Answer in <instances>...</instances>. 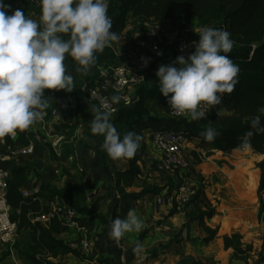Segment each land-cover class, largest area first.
I'll use <instances>...</instances> for the list:
<instances>
[{"label":"trees","instance_id":"trees-1","mask_svg":"<svg viewBox=\"0 0 264 264\" xmlns=\"http://www.w3.org/2000/svg\"><path fill=\"white\" fill-rule=\"evenodd\" d=\"M108 15L113 20V30L120 37L131 19L154 20L180 22L183 26H194L193 17L198 24L203 27L214 26L222 22L224 30L231 34L234 40L235 50L228 55L234 63L239 66V82L232 93H226L219 105L213 107L209 118L199 124L186 119L173 120L175 124L182 126L176 132L177 135L187 140H199L201 146L211 148L216 152H230L233 150L251 149L259 159L255 162L260 171L258 194V217L264 226V132H255L246 145L241 146L244 134L250 130L253 117L260 115L264 122V114L258 109L264 106V0H109ZM171 48L172 62L181 56L175 44ZM65 60L70 64V68L75 72H80L78 63L70 56L66 55ZM85 83L91 85L90 79ZM51 91V89H49ZM53 97L76 98V110L83 122L91 127V122L95 112L91 109L89 99L84 89L75 88L71 92L61 90L51 92ZM46 99V97H45ZM155 99H166L160 93L159 85L141 83L136 87V100L131 105H123L111 116L112 123L116 126L121 136L128 131H134L141 135V147L131 159H125L128 165L122 169L113 170V165L118 161H113L103 150L101 152L103 170L105 171L112 189L118 190L120 179L124 177L138 176L143 173L146 162L144 160L147 144L145 130L149 122L159 123L161 120L151 115L148 102ZM48 108V107H47ZM170 110L171 107H170ZM66 124V123H65ZM64 124V125H65ZM70 127V123L65 125ZM215 128L219 135L213 141H207L202 133L207 128ZM34 138L31 127L25 131H18L14 138L5 137V144L13 150L30 144ZM1 140V139H0ZM51 149V148H50ZM52 152V149H51ZM11 166L10 177L7 179V199L12 207L11 217L18 222L19 233L21 230H30V243L22 248L18 243L14 244L20 255L30 260L33 264H59L57 259L63 254H73L80 258L88 256L81 250L66 243L59 235L63 228L54 219L50 223L34 221L36 215L47 210L37 195L25 196L22 188L28 181L27 168L9 162ZM114 179H116L114 181ZM49 194L64 197L69 203L75 205L79 211L89 216V221L100 218L106 222V218L85 205H80L71 199V196L57 188L45 186ZM164 190L163 186L155 185L153 188L143 187L138 192L126 193V198H139L146 194H160ZM205 182L197 188H192V194L186 203L193 206L194 213H189L190 220L203 226L206 236L203 242L207 244L218 235L219 228H212L206 224V219H211L216 214V205H213L207 194ZM176 204V201H173ZM117 207V203H115ZM175 209L171 211V215ZM115 216V212L112 217ZM145 237V232L141 233L138 241ZM225 249L232 248L231 259L248 256L253 250V244L243 247L242 235L232 233L223 235ZM137 244V243H136ZM171 242L160 244L157 248L148 252L147 260H152L165 253ZM10 254L7 251L3 254L5 258ZM247 261V260H246ZM258 261L264 262V238L262 249L258 255ZM257 261V262H258ZM101 263L106 261L100 260ZM185 264H207L200 259H194Z\"/></svg>","mask_w":264,"mask_h":264},{"label":"clouds","instance_id":"clouds-1","mask_svg":"<svg viewBox=\"0 0 264 264\" xmlns=\"http://www.w3.org/2000/svg\"><path fill=\"white\" fill-rule=\"evenodd\" d=\"M109 0H40L39 21L21 9L9 14L10 5L0 0V139L14 138L45 115L48 102L45 89L73 90V77L66 72L64 60L70 55L87 73L96 63L97 53L122 38L113 30L108 15ZM194 51L178 56L156 72L160 93L177 115L191 120L203 119L232 93L239 82V66L230 53L234 47L231 34L224 29L205 27L198 33ZM112 97V101H118ZM97 108L91 132L104 137L102 149L113 161L131 159L141 147V135L128 131L121 136L111 121V113ZM264 114V106L258 109ZM255 132H264V122L257 115L244 134L243 147ZM207 141L219 135L209 127L202 133ZM143 220L135 209L126 217L112 220L110 237L115 241L129 232H139ZM143 245L137 242L135 251Z\"/></svg>","mask_w":264,"mask_h":264},{"label":"crops","instance_id":"crops-1","mask_svg":"<svg viewBox=\"0 0 264 264\" xmlns=\"http://www.w3.org/2000/svg\"><path fill=\"white\" fill-rule=\"evenodd\" d=\"M4 2L5 4L10 5V9L8 10L9 14H11V12L16 9H21L27 16L39 21L41 13L40 0H4ZM121 42H113V44L120 47ZM123 48L126 49L120 50H125V52L128 51L129 44L123 46ZM65 63H68V61L64 60V64ZM65 66L67 70L68 66L66 64ZM95 91L98 92L99 89H96ZM98 96L101 97L102 95L98 94L97 97ZM53 98L54 100H60H57L58 102H60L59 105L56 106L55 103H50L49 98L46 97L48 107H58V115L56 117H48L46 119L39 120L33 126H31V130L34 133L33 140L30 142V144H28L32 145L31 151L28 154H21L19 153L20 150L28 145L19 147L16 150V154H10L8 156V164L10 161H12L15 164L27 168L28 181L26 186L23 187L22 190L27 189L33 195H37L41 203L47 208L51 207L52 204L55 202H69L64 197L53 196L49 194L47 189H44V187L50 186L51 188H57L63 191L64 193L70 195L72 200L77 201L81 206L85 205L86 207L91 208L93 210V213H98L99 215L105 217L107 220L106 222H104L102 219L97 217L89 221V216L85 215L80 211V221L86 225V228L90 227L93 231V234L96 236L95 244L97 247L95 249V254L97 257H95L94 254L90 255L86 253L88 257L82 259L73 254H63L57 259H53L54 261H58L59 264H128L126 262L121 261L118 263L115 261L113 262L110 259V256L105 253V251H108L107 246L109 245L107 242L109 240H111V244L114 243L118 249L120 247L119 243L121 242L123 244L121 239L119 240V242H114V239L111 238L109 235L112 220L115 217H119V214L121 216V213L124 212L123 209H121L119 199L114 195L112 207L107 213H100L94 210V207L92 208L91 205H86L87 199L93 195L90 194V188H92V190L94 189V195L91 197L92 199H99L100 197H98V194L104 195L105 198H109V196L107 195L108 189H106L108 176L103 170L101 157V152L103 151L101 145L104 141V139H102L103 136L93 134L91 132V127H89L85 122L81 120L79 113L76 110V98L74 96L52 97L51 100ZM100 103L107 104L105 100H101ZM90 105L91 109L95 112V108L91 104V102ZM100 109L102 110L103 106L100 107ZM63 120H68L66 122L70 123L71 125L68 128V132L66 134H62V132L58 129V125H60ZM84 124L87 128L89 141H86L85 139L84 141H82L81 144L69 141L68 139H71L75 135V132L79 129V127ZM51 126L56 127L54 131L50 128ZM63 135H65L66 140L59 142V148L57 149L52 139L55 137L64 138ZM187 141H197L198 147H205L210 149L209 147L201 146L199 144V140L197 139L191 141L185 139L183 143L186 144ZM9 148L11 147L6 146L5 140L1 139L0 151L6 152ZM50 148L52 149V152ZM192 154H194V157L196 158V165L199 168L206 167V170L212 171L213 167L216 166H213V164H217V162L213 158L210 159L208 163H206L205 161L202 162L199 153L192 151ZM74 155H76V157H80V159H77L76 157L75 158L78 162L80 161L79 164H83L82 169L85 168L88 173L87 175L89 178L85 179L83 182L82 178L71 176L72 171L70 170V163L74 161ZM125 162L127 161H118L117 167L115 169L125 168ZM253 164L249 160L242 158L238 160L236 165H234V169L229 173V175H227L226 173H224L223 170H221V172H223L225 176H228V179L224 180V182H222L220 185H218V179H210L212 180L213 184L218 185L214 191L215 193L212 196L213 198L219 201V208L216 205L215 216L211 219H206V224L212 228H219L218 235L216 236V238L205 244L202 241L203 238L207 235L204 227L200 226L197 222L189 219V222L192 223V226H194V229L196 231L195 235L192 233L188 234V237L193 239L189 242H185V245L183 244L182 239V242H178L174 245H172L174 241H171V239H168L167 241L159 240L158 245L152 244V247L157 248L160 244H167L170 242L171 244L165 253L161 254L155 259L150 260L149 264H185L189 263L194 259H200L207 264H215L214 260H218V262L220 260L222 261V263L219 262L218 264H247L249 262V257L252 253H257L259 255L262 249V243L264 238V226L263 222L258 217L259 202L257 187L259 184L260 171L256 167V165ZM115 180L116 179H114V181ZM204 180L205 179H201L200 184L202 181L204 182ZM105 181L106 183H104ZM125 181L126 179H120L118 190H112H115L118 195L123 197V199L127 202L137 201L144 196L146 197V199L153 198L157 195L146 194L140 196L139 198H126L123 195L127 193L126 190L127 188L129 189L128 185L130 186L131 184ZM192 181L194 180L192 179ZM157 182L158 184H155V182L148 183L147 187L153 188L155 185L163 186L164 194H167V197L171 199L173 197L171 195V192L177 188L178 179H157ZM143 184L144 183H142L140 186H142ZM208 184L210 185L209 181ZM193 185L196 186L195 183H193ZM197 187L198 186H196L195 188ZM131 192L137 191H130V193ZM206 194L212 202L209 194L207 192ZM115 203H117V207L115 206ZM147 206L148 207L144 208V213H140L139 211L136 212L138 216L143 215L144 217L152 220L155 218H160L161 216V213L157 209L158 206L163 209H166L170 208L172 204L168 202V204H165L164 206L157 205L152 199V201L149 202ZM114 212L115 216L112 217ZM88 221L90 224L87 226L86 223H88ZM147 228L148 229H141L139 232L126 233L124 235V238L127 239L129 245L124 246L130 247L134 250L136 248V243L140 234L144 232L145 237L140 243H142L143 247L147 246L150 242V239L155 238L154 232L156 227ZM25 232L28 233L29 236V241L25 245V247H27V245L30 243V230H21L19 236ZM200 232H202L203 234H201ZM232 233H239L242 235L243 247H245V245L247 244H253V250L252 252H250V254H248V256H244L243 258L231 259L233 249H225L223 235H231ZM59 237L62 238L66 243L71 245L69 240L74 241L78 238L81 239L83 235L69 229H64L63 232L59 235ZM191 242H193L194 244H198L197 247L201 248L202 253L196 252L195 246L191 245L193 244ZM21 247L25 248L23 246ZM13 248L17 251L14 245H10L11 251ZM17 253L19 254L18 251ZM215 254H218V256H215ZM19 256L26 259L20 254ZM215 257L217 258L215 259ZM257 257L258 256H253L252 258ZM26 260L30 261L28 259ZM100 260H104L106 262L101 263Z\"/></svg>","mask_w":264,"mask_h":264},{"label":"rangeland","instance_id":"rangeland-1","mask_svg":"<svg viewBox=\"0 0 264 264\" xmlns=\"http://www.w3.org/2000/svg\"><path fill=\"white\" fill-rule=\"evenodd\" d=\"M151 20H135L131 19L129 21V25L131 28L127 31H124L122 38V42L119 49H126L123 48V46H126L129 44V47L134 44V41L132 40L133 35L137 33H143L145 28L151 23ZM194 21V26L191 29V32L188 34V49L187 51L182 54L185 58H187L191 52H193L194 49V42H198L199 36L198 33L201 29L205 28L203 26H200L198 24V21L196 18L193 17ZM150 22V23H149ZM164 25L166 26V29L168 30L169 33L175 32L177 29L181 28L183 25L180 22H163ZM207 27H212V28H217V29H222L223 28V23L219 22L214 24V26H207ZM167 39H172L171 36H169ZM114 45V44H113ZM173 45H171V48ZM175 47V45H174ZM235 45L232 49V51L235 50ZM125 51V50H123ZM231 51V52H232ZM229 54V53H228ZM110 55L108 51V47H106L103 52L97 53V59L96 63L90 68V70L85 74L80 72H75L70 68L69 63H65L68 66V69L66 72L70 74L73 77V90L77 87H80L81 89H84L85 94L91 104L94 106L95 110L97 108L100 109V107L103 106L104 110V105L101 104L100 101L105 100L108 108L107 110L110 111L111 115H113L117 109L123 105H131L134 103L136 100V87L141 84V83H149V84H157L159 85L158 78L156 76V72L158 70V67L160 65H167L172 63V59L168 58V54L166 53L163 57L154 59L153 63L149 68H144V69H138V73L140 76L139 83L134 86H129L123 90H115V89H110L107 93H99L95 91V85L99 81V71L102 67H105L107 63H109L110 60ZM80 69V66H79ZM90 79L91 85L88 87L85 85L86 81L88 82ZM45 95L49 98L50 103H55L56 106L59 105L60 102L57 100H54V98L51 100L53 96H51V92H59L61 90H53L49 91V89H45ZM100 94L102 95L101 97H97V95ZM118 97V101L113 102L112 97ZM60 101V100H59ZM149 107V112L151 115L155 116L157 119H160L161 121L157 124H153V122L148 123V127L145 130V135H146V144H147V149L145 153L144 160L146 162V165L144 167L143 173L138 176H132V177H124L123 179H126L125 182H129L131 184L130 186L128 185L129 189L127 188L126 192L130 193V191H140L142 187H147L148 183L155 182V184H158L157 179H178L177 182V188L171 192V195L173 196L171 199H166L165 202L163 203H157L156 198H148L142 197L141 199L137 201H130L127 202L126 200L123 199V197L119 196L118 193L115 190H112V186L109 182V179L107 181V187L108 193L107 195L109 198H105L104 195L98 194L97 196L100 197L99 199H92L91 197L94 195V189L90 188V194H93L90 198L87 199L86 205H91L92 208L100 213H107L110 211V208L112 207L114 195L119 199V203L121 205V209H123L122 215L119 217L124 218L126 217L129 209H135L136 211H139L140 213H144V208L148 207L147 205L149 202L152 201V199L155 201L157 205H165L170 202L172 206L170 208L163 209L158 206V211L161 213L160 218H155V219H149L144 217L143 215H140L139 217L143 220V228L142 229H148L147 227L154 228V236L155 238L150 239V242L147 246L143 247V249L139 252L135 251V249H131L130 247H126L128 244V241L126 238L122 237L121 241L123 244L120 242L119 249L115 246L114 243L111 244V240H109L107 243L109 246L108 251H105L110 256V259L114 262H126L128 264H149L150 260H147L148 252L152 248V244H157L158 241L160 240H165L167 241L168 239H171V241H174L172 245L182 242L185 245V242L191 241L193 238H189L188 234H196V231L194 229V226H192V223L189 222V213L193 212L194 213V208L193 206H187L186 201L182 199V192L181 189L182 187H185L188 189V194L189 198L191 197L192 194V188H195L196 186L200 185V180L205 179L204 182L207 185V193L209 194L212 204L217 205L219 208V201L213 198V194L215 193V189L217 188L218 185H220L224 180L228 179V176H225L224 173L229 175V173L234 169V165L238 162V160L244 158L249 160L253 165H255V162L259 159V156L253 152L251 149H245V150H233L230 152L226 153H220L213 151L211 148H200L198 147L197 141L193 142H188L185 144H182V155L185 160V166H179V167H174L173 169H166L162 166V155L158 151V149L154 146V141H153V134L161 129H174L176 131H179L182 126H179L178 124H175L173 120H181V119H186L190 121H195L191 120L190 118L186 116H175L172 114L173 110H170V105L167 104V99H155L153 101H150L147 103ZM52 106V105H50ZM58 108V107H57ZM59 110V108H58ZM65 119V118H64ZM66 121L68 120H63V122L58 125V129L62 132V134H66L68 132V127H66L64 124L67 123ZM199 124H203V120H197L196 121ZM49 127V126H48ZM53 131L55 130L56 127L51 126L50 127ZM64 138L61 137H55L52 139L54 142L56 148H59V142L65 141L66 137L63 135ZM88 140V134H87V128L84 125L80 126L79 129L75 132V135L71 138L68 139L69 141H73V143H79L81 144L82 141ZM104 139V137H102ZM192 151H195L196 153L200 154L202 162L205 161L206 163L209 162L210 159H214L217 164H213V170L208 171L205 168H199L196 165V158L194 157V154H192ZM75 154V153H74ZM74 155V161L70 163V170L72 171L71 176L75 177H80L82 178V182L85 179H88V173L85 170V168L82 169L83 164L77 161V159H80V157H76ZM89 160V159H88ZM233 163V165H232ZM128 163L125 162V166H127ZM117 167V163L113 165V170H116L115 168ZM220 168V169H217ZM221 170L224 171L221 172ZM192 179L194 181H192ZM210 179H218L219 181L218 185L213 184L212 180ZM208 181L210 182V185L208 184ZM203 182V181H202ZM106 183V181L104 182ZM142 183H144L142 186H140ZM193 183L196 184L193 185ZM154 184V183H153ZM152 195V194H151ZM96 196V197H97ZM170 196V195H169ZM176 201V204H173V201ZM175 209V213L171 215V211ZM87 226L90 224L89 221L86 223ZM196 228V227H195ZM86 232L84 233L87 241H90V245L87 248H81V250L84 253H88L90 255H93L95 257V249H96V236L93 234V231L91 230L90 227L86 228ZM144 231V230H143ZM203 234L202 232H200ZM199 233V234H200ZM200 238V237H199ZM182 239V241H181ZM29 241V236L28 233H23L19 236V239L17 242H19V246L25 247L27 242ZM114 242H117L113 240ZM125 241V242H124ZM71 245H80L81 244V239L78 238L76 240H69ZM14 243V244H15ZM193 243V242H191ZM198 243V242H197ZM12 244V245H14ZM126 245V246H124ZM183 245V246H184ZM195 246L196 252L202 253L201 248H198V244H191ZM182 246V247H183ZM111 247V249H110ZM194 248V247H193ZM114 250V251H113ZM180 250V249H179ZM7 251H10V254L7 255L5 258H2L3 254L6 253ZM167 251V250H166ZM174 252V251H173ZM215 256H218V254ZM253 256H258L257 253H252L251 256L249 257V262L247 264H264V262H259L258 257L257 258H252ZM217 257H215L216 259ZM215 264H218L219 262L222 263L220 260H214ZM258 261V262H257ZM0 264H32L30 261H27L26 259L22 258L19 256L17 251L13 248L12 251L10 250V245H5L0 242Z\"/></svg>","mask_w":264,"mask_h":264},{"label":"built area","instance_id":"built-area-1","mask_svg":"<svg viewBox=\"0 0 264 264\" xmlns=\"http://www.w3.org/2000/svg\"><path fill=\"white\" fill-rule=\"evenodd\" d=\"M150 20L151 23L149 22L150 24L143 33L133 35L134 44L129 47L128 51H122L113 44L108 47L111 59L105 67L100 69L99 81L95 85V90L99 89L98 92L107 93L110 89L123 90L129 86L137 85L140 80L138 69L149 68L154 59L161 58L166 53L168 58L172 59V44H175L180 55L187 51L189 45L188 34L191 32L192 27L182 26L175 32L169 33L163 23L164 21ZM128 25L126 31L131 28ZM169 36H171V40L167 39ZM44 111L43 119H46L48 117H56L59 110L57 107H48ZM210 111L202 119L203 121L209 118ZM172 114L178 117L183 116L175 114L174 111H172ZM176 132L174 129L167 128L158 130L153 134V144L162 155V166L168 170L185 166L186 164L182 155V144L185 139L177 135ZM31 148L32 145L23 147L19 153L28 154ZM16 153L17 151L11 148L6 152L0 151V242L5 245L14 244L19 237L18 222L11 217L12 207L7 199V179L10 177L11 171V166L8 164V156ZM180 189L182 199L187 202L189 200L188 189L185 187ZM22 193L25 196L33 195L27 189H23ZM155 198L157 203L161 204L166 201L167 194L162 192L157 194ZM54 219L63 229H69L83 235L81 244H72V247L81 250V248H87L90 245V241H87L84 234L86 225L80 221V211L75 205L66 201L55 202L46 211L36 215L33 220L50 223Z\"/></svg>","mask_w":264,"mask_h":264}]
</instances>
